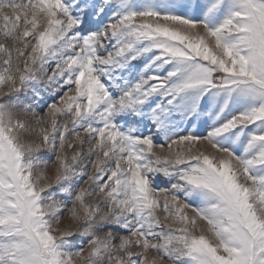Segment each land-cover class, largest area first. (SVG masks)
<instances>
[{
  "label": "snow or ice",
  "instance_id": "6c2138e0",
  "mask_svg": "<svg viewBox=\"0 0 264 264\" xmlns=\"http://www.w3.org/2000/svg\"><path fill=\"white\" fill-rule=\"evenodd\" d=\"M0 39V264H264V0H0Z\"/></svg>",
  "mask_w": 264,
  "mask_h": 264
},
{
  "label": "rangeland",
  "instance_id": "374dc122",
  "mask_svg": "<svg viewBox=\"0 0 264 264\" xmlns=\"http://www.w3.org/2000/svg\"><path fill=\"white\" fill-rule=\"evenodd\" d=\"M4 42L2 39H0V43ZM10 44V42H9ZM83 135V133H82ZM70 140L74 139L73 137H69ZM26 140L27 141H34L35 143H42L41 138L36 134V133H32L31 135H26ZM88 147L87 144L84 145V148L86 149ZM211 149H209L210 151ZM72 149H68L67 152L69 155L72 154ZM37 156L41 162V168L38 169L39 171H44L46 176L48 177V180H54L55 175H56V168H57V162L55 160V154L47 151L45 149H41L38 153ZM46 165V167L44 166ZM88 171H92L90 168L88 169ZM87 177H84L83 180H86ZM83 180H74L73 181V187L76 186H83V187H88V185L83 183ZM160 186L161 187H165L166 184L164 182H160ZM56 191H58V189H56ZM102 194H98L96 196L93 197V199H100ZM59 198L61 199H67L66 196H60ZM69 208H71V204L68 205ZM157 215L160 216L161 219V223H168L169 221H165L164 220V213L162 211L157 212ZM76 222L74 220H72L71 218V213L67 210H65L64 212H62L61 214V223H60V227L61 228H71L74 229L76 228ZM126 234V233H124ZM75 243L77 244H86V239L84 238H80V237H76L74 240ZM135 250V249H134Z\"/></svg>",
  "mask_w": 264,
  "mask_h": 264
}]
</instances>
